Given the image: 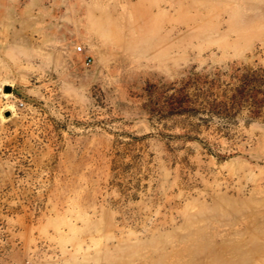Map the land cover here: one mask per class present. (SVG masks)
<instances>
[{
	"label": "rangeland",
	"instance_id": "rangeland-1",
	"mask_svg": "<svg viewBox=\"0 0 264 264\" xmlns=\"http://www.w3.org/2000/svg\"><path fill=\"white\" fill-rule=\"evenodd\" d=\"M237 67L264 0H0V264H264V105L176 100Z\"/></svg>",
	"mask_w": 264,
	"mask_h": 264
},
{
	"label": "trees",
	"instance_id": "trees-1",
	"mask_svg": "<svg viewBox=\"0 0 264 264\" xmlns=\"http://www.w3.org/2000/svg\"><path fill=\"white\" fill-rule=\"evenodd\" d=\"M261 71L237 67L230 73L215 70L193 75L178 90L185 91L182 98L176 97L181 107L178 113L199 116L200 122L194 125L197 131L205 123L218 118L221 124L217 129L230 136L231 128L240 119L248 122L260 115L264 105V100L258 98L264 92ZM223 75H228V79H223Z\"/></svg>",
	"mask_w": 264,
	"mask_h": 264
},
{
	"label": "crops",
	"instance_id": "crops-1",
	"mask_svg": "<svg viewBox=\"0 0 264 264\" xmlns=\"http://www.w3.org/2000/svg\"><path fill=\"white\" fill-rule=\"evenodd\" d=\"M92 8L91 7H89L87 10H86V13H88L90 16L92 15ZM88 19V18H87ZM87 26L90 28V25L89 24H87ZM74 36H75V33H74ZM70 38H71V36H70ZM48 40H50V39H48L46 36H44V41H48ZM68 40H69V38H68ZM55 54L56 53V50H55V52H49L47 49H45L44 50V52H32V54H37V55H41L42 54V56H43V62H47V61H49V56H50V54Z\"/></svg>",
	"mask_w": 264,
	"mask_h": 264
},
{
	"label": "built area",
	"instance_id": "built-area-1",
	"mask_svg": "<svg viewBox=\"0 0 264 264\" xmlns=\"http://www.w3.org/2000/svg\"><path fill=\"white\" fill-rule=\"evenodd\" d=\"M77 50H78V51H83V47H82L81 45H78V46H77ZM91 60H92V58H91V56H89V55L85 56V58H84V62H85L86 64H89V63L91 62Z\"/></svg>",
	"mask_w": 264,
	"mask_h": 264
},
{
	"label": "water",
	"instance_id": "water-1",
	"mask_svg": "<svg viewBox=\"0 0 264 264\" xmlns=\"http://www.w3.org/2000/svg\"><path fill=\"white\" fill-rule=\"evenodd\" d=\"M5 90H6V91L10 90V87H9V86H6V87H5Z\"/></svg>",
	"mask_w": 264,
	"mask_h": 264
}]
</instances>
